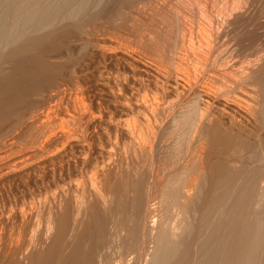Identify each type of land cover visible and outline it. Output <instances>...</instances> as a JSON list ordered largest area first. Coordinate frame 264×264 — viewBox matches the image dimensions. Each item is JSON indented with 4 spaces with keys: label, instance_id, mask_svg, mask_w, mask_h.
<instances>
[{
    "label": "bare ground",
    "instance_id": "bare-ground-1",
    "mask_svg": "<svg viewBox=\"0 0 264 264\" xmlns=\"http://www.w3.org/2000/svg\"><path fill=\"white\" fill-rule=\"evenodd\" d=\"M95 64L111 109L79 102ZM17 126L33 147L0 187L40 188L43 230L0 235V264H264L261 158L237 171L264 151V0H0V136Z\"/></svg>",
    "mask_w": 264,
    "mask_h": 264
},
{
    "label": "rangeland",
    "instance_id": "rangeland-1",
    "mask_svg": "<svg viewBox=\"0 0 264 264\" xmlns=\"http://www.w3.org/2000/svg\"><path fill=\"white\" fill-rule=\"evenodd\" d=\"M251 45H252V47H254V48H252L251 47ZM250 45V47L249 46H246L247 47V50H245L244 48H246V47H243V51H242V54H243V56H245V57H248L249 55H250V57L249 58H251L252 56H253V54H254V51H255V46L253 45V44H251ZM251 48V49H250ZM252 50V51H251ZM248 51V52H247ZM114 63L112 62V63H108L107 64V66H109L110 68V71H114L115 70V68H114ZM94 67H92V71H91V67H90V72H89V70L87 71L88 72V74L86 73V79H88V78H90V79H92L93 78V76H94V74L97 72V71H95V69L97 70V67L98 66H96V64L95 65H93ZM96 67V68H95ZM108 68V67H107ZM111 68H112V70H111ZM108 70V69H107ZM95 71V72H94ZM109 71V70H108ZM94 73V74H93ZM90 74V75H89ZM93 76H92V75ZM89 75V76H88ZM96 76L98 75L97 73L95 74ZM96 76H94V78L92 79L94 82H92V80H90V79H88L87 81H86V83H84V84H86V85H84L85 87H87V88H84V86H83V90L82 91H87V89L89 88V90L86 92V94L84 95V97H83V99H81V100H79V102L81 101V102H85V103H87L88 105L89 104H91L92 102H96V101H94V100H96L97 99V96H98V98H100V101L98 100V102H104V104H105V106L104 107H109L110 109H111V107H112V104L111 105H108V104H110V103H112V101H108L107 99H104V97H102V96H104L103 95V93H101L102 91L101 90H97V89H99V87L97 86V77ZM92 77V78H91ZM95 77H96V79H95ZM95 79V80H94ZM88 82V83H87ZM89 82H91L90 84H89ZM96 82V83H95ZM83 83V82H82ZM93 83H94V85H93ZM88 84H89V86H88ZM93 87V88H92ZM96 87H98V88H96ZM73 89V88H72ZM85 89V90H84ZM95 89H96V92H94L95 91ZM94 90V91H93ZM90 91V92H89ZM94 94H93V93ZM148 92H149V95L151 96V93H150V91L149 90H147V92H145L146 94H148ZM89 96H88V95ZM93 96H92V95ZM99 95H101V97H99ZM140 95H141V93H140ZM94 97H96V99H94L93 100V98ZM149 97V96H148ZM140 98V97H139ZM138 98V101L140 100ZM159 98L160 99H158L157 100V102H158V104H160V105H168L169 103H174L175 101H176V99L174 98V97H171V98H161L160 96H159ZM102 99V100H101ZM106 100V101H105ZM171 100V101H170ZM175 100V101H174ZM92 101V102H91ZM257 101H259L258 99H257ZM77 102V101H76ZM110 102V103H109ZM133 104H135V103H138V102H132ZM139 103H143V102H141V101H139ZM250 107H251V109H253V108H255V109H253L254 110V113L257 111V109L259 108V104H257L256 102H253L254 103V105L253 106H251L253 103L252 102H246ZM251 104V105H250ZM90 107H92V106H90ZM106 107V108H107ZM252 110V111H253ZM135 112V111H134ZM114 114L117 116L118 115V113L117 112H114ZM134 114V115H133ZM120 115V114H119ZM118 115V116H119ZM121 116H123L122 118H125V119H129V121H132V120H135L136 121V116L138 117V112L137 113H132L131 115L130 114H128V115H121ZM52 117H55V115L53 116L52 115ZM21 126H22V124H21ZM23 127V126H22ZM12 131V132H11ZM27 132V133H26ZM28 130L27 131H25V129L24 128H21V127H15V128H13V130H10V133H9V135L7 134H5L6 136H4L3 135V137L2 136H0L1 137V139H0V141H5L6 143H5V146L3 145V143H0V163H2V162H4V161H2V160H4V158H5V160H6V158H8V160H9V158H11V159H16V157H20L23 153H25V151H24V148H25V150H27L28 151V148L29 149H31L33 146H31V144L29 143V137H27V134H28ZM11 136L13 137V138H16V139H14V141H11L10 140V142H14V147L17 149L16 151H15V149H13V150H11V152L9 151L8 152V148L6 147V146H8L9 144H10V142H9V138L10 139H13V138H11ZM17 136V137H16ZM9 137V138H8ZM7 139V141H8V143L9 144H7V141H6V139ZM4 139V140H3ZM27 139V140H26ZM30 144H26L27 142ZM26 142V143H25ZM17 145H16V144ZM23 144V145H22ZM2 145V146H1ZM37 145V144H36ZM25 146V147H24ZM3 147H5L6 149H4ZM20 147H21V149H20ZM22 148H23V150H22ZM5 150H7V152L9 153H3ZM23 152H21V151ZM12 151H14L15 153H12ZM20 151V152H19ZM26 151V152H27ZM258 151V153H256V155H253V158H254V156H255V160H253V158L251 157V160H253V161H251L250 159H246V160H241V162L239 161L237 164H238V166L240 167H237V168H239V170H237V171H239V173H246V172H248L247 174H253V172L255 173H257V174H259V168H261L260 166H263V168H264V157H263V155H264V151L262 150V148H261V151H260V149L259 150H257ZM261 152V154H260V152ZM263 151V152H262ZM17 152L18 153H20L19 154V156H15V154H17ZM11 153V154H10ZM2 154H4V155H2ZM12 154L14 155V156H12ZM259 154V155H258ZM263 154V155H262ZM6 155H8V156H6ZM258 155V157H256ZM263 157H261V156ZM2 156V157H1ZM4 156H6V157H4ZM12 156V157H11ZM15 157V158H14ZM259 157L261 158L260 160H259ZM1 158H3V159H1ZM257 159V160H256ZM258 160H259V163L260 164H263V165H260L259 163H258ZM249 161H250V163H249ZM261 161H263L262 163H261ZM252 162V163H251ZM254 162V163H253ZM256 162V163H255ZM249 163V164H248ZM250 164H253V165H250ZM258 164V165H257ZM243 165V166H242ZM260 165V166H259ZM251 166H254V167H251ZM258 166H259V168H258ZM241 167H244L243 169L244 170H242V168ZM249 167L251 168L250 170H248L249 169ZM255 168V169H254ZM259 169V170H257V169ZM254 169V170H253ZM159 170H161V171H159ZM154 169V177H153V179L155 178V176L157 177H159L160 178V180L161 179H163V175H165L167 172V170L165 169ZM163 170V171H162ZM245 170H246V172H245ZM156 171V172H155ZM158 171V172H157ZM236 171V172H237ZM165 174H164V173ZM156 173V174H155ZM255 173V174H256ZM163 174V175H162ZM162 177V178H161ZM159 178H155L156 180H159ZM10 181V183H7V182H9ZM17 181V180H16ZM12 181V180H8L5 184L3 183V189L0 187V213H2L3 211H4V213L7 211V209L8 210H10L11 208H12V210H19V209H27V210H31L32 212H33V214H34V212L36 211V210H38L40 207H41V205L43 204V202H44V196H43V193L41 192V189L39 190L35 185H34V183H32L31 184V182L29 183V184H27V186H26V184H25V180L22 182V181ZM22 185V186H21ZM147 185H149V184H147ZM154 185H155V183H154ZM2 186V185H1ZM7 186V187H6ZM24 186V187H23ZM32 186V187H31ZM33 188V189H32ZM5 190V191H4ZM10 190V191H9ZM4 191V192H3ZM22 191V192H21ZM37 191H40V192H37ZM37 194H36V193ZM14 193V194H13ZM30 193H33V194H30ZM9 194V195H8ZM29 194V195H28ZM32 196V197H31ZM22 198V199H21ZM7 199V200H6ZM251 199L252 198H249V200H247L248 202L249 201H251ZM24 202H23V201ZM40 201H42V203L40 202ZM247 201H245V203H246V206H247ZM23 202V203H22ZM245 203L242 205V207H244L245 206ZM10 204V205H9ZM9 205V206H8ZM19 206V207H18ZM245 206V207H246ZM11 207V208H10ZM7 208V209H6ZM32 214V215H33ZM35 214H36V212H35ZM40 215H42V213H39V214H36V215H33L32 216V218H31V221L30 222H25V224H20V223H18L17 221H13L12 220V223H11V221L9 222V224L7 225V226H5V227H3L1 230H0V235H2L3 234V238H5L4 239V242L5 243H7V241H8V239L7 238H10L9 239V241L11 242H13L14 241V243H18V245L20 244H23V246L25 247V245L24 244H27L28 245V240H35L36 242L37 241H39V237H42V230H43V215H42V218H41V216ZM38 216V217H37ZM41 219H40V218ZM34 218V219H33ZM39 218V219H38ZM16 222V223H15ZM18 223V224H17ZM27 223H29L28 225H27ZM17 224V225H16ZM17 226V227H16ZM21 226V227H20ZM26 226V227H25ZM6 227H8V228H6ZM12 227H14V228H12ZM25 227V228H24ZM5 228V229H4ZM21 228V229H20ZM4 229V230H3ZM9 229V230H8ZM19 231H18V230ZM34 229V230H33ZM40 230V231H39ZM2 231V232H1ZM28 231V232H27ZM11 233V234H10ZM25 233V234H24ZM38 233V234H37ZM12 235V236H11ZM13 235H16V236H13ZM17 235H19V236H17ZM11 236V237H10ZM37 236H39V237H37ZM2 237V236H1ZM16 237H19V238H16ZM22 237V238H21ZM34 237V238H33ZM37 237V238H36ZM12 238V239H11ZM2 239V238H1ZM7 239V240H6ZM15 239H16V241H15ZM37 239V240H36ZM18 240V241H17ZM2 241H3V239H2ZM8 241V242H9ZM22 242V243H21ZM19 245V246H20ZM23 246L21 245L20 247L22 248V249H24L23 248ZM26 248V247H25ZM132 252H134V253H132V256H136V252H138V250H136L135 249V251L133 250Z\"/></svg>",
    "mask_w": 264,
    "mask_h": 264
}]
</instances>
